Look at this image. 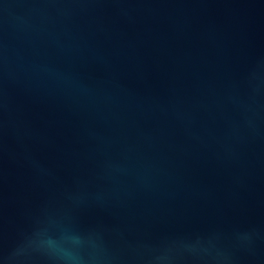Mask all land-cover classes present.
<instances>
[{
  "label": "water",
  "instance_id": "95a60500",
  "mask_svg": "<svg viewBox=\"0 0 264 264\" xmlns=\"http://www.w3.org/2000/svg\"><path fill=\"white\" fill-rule=\"evenodd\" d=\"M0 264H264V0H0Z\"/></svg>",
  "mask_w": 264,
  "mask_h": 264
}]
</instances>
